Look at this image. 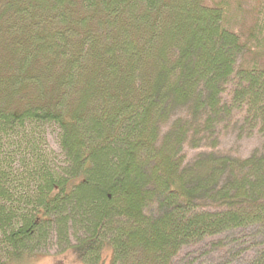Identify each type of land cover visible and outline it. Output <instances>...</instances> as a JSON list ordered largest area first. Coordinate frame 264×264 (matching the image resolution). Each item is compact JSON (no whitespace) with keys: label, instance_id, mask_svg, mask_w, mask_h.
Returning <instances> with one entry per match:
<instances>
[{"label":"trees","instance_id":"obj_1","mask_svg":"<svg viewBox=\"0 0 264 264\" xmlns=\"http://www.w3.org/2000/svg\"><path fill=\"white\" fill-rule=\"evenodd\" d=\"M238 230L264 264V0H0V264L228 263Z\"/></svg>","mask_w":264,"mask_h":264},{"label":"rangeland","instance_id":"obj_2","mask_svg":"<svg viewBox=\"0 0 264 264\" xmlns=\"http://www.w3.org/2000/svg\"><path fill=\"white\" fill-rule=\"evenodd\" d=\"M47 140L49 142L50 147L56 149L55 134L51 130L49 131ZM234 143L236 146L237 145L241 146V151H245V149H247V147L251 145V142L245 143V141L242 140H238ZM57 151L58 149L56 150V152ZM244 234H248V235H246V237L242 242H239V245L237 247V250L242 251V254L236 258H233L232 261L228 263H224V261H221L220 258L217 256V254L215 255V257L211 258L213 260L206 261L207 255L206 257L200 256L199 253L201 252L199 248H194V249L183 248L180 253L181 256L175 260L177 262L176 264H243V262L247 261L257 249L254 247V243L257 241V239L249 235L248 230H244V231L238 230L235 232L236 236H242ZM231 250L236 251V245L233 246ZM42 252L44 253V255L39 256L38 258L32 260L31 262H28V264H86V263L90 264L91 263L90 261H80L74 256L71 250L58 248L57 242H52L49 246L46 247V250H43ZM111 257H112L111 250L109 247H106L104 249V253L101 258L103 259L102 264H111Z\"/></svg>","mask_w":264,"mask_h":264}]
</instances>
